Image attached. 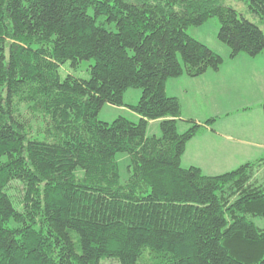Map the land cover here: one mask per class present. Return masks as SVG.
Instances as JSON below:
<instances>
[{
  "label": "trees",
  "instance_id": "trees-1",
  "mask_svg": "<svg viewBox=\"0 0 264 264\" xmlns=\"http://www.w3.org/2000/svg\"><path fill=\"white\" fill-rule=\"evenodd\" d=\"M242 1L264 24V0ZM211 18L230 59L264 53L261 28L223 0H0V264H264L263 162L217 176L183 168L214 119L180 133L165 92L223 64L186 33ZM90 60L89 79H61V66ZM129 89L141 96L126 106ZM105 105L139 118L101 122Z\"/></svg>",
  "mask_w": 264,
  "mask_h": 264
},
{
  "label": "crops",
  "instance_id": "crops-1",
  "mask_svg": "<svg viewBox=\"0 0 264 264\" xmlns=\"http://www.w3.org/2000/svg\"><path fill=\"white\" fill-rule=\"evenodd\" d=\"M259 56L252 58L253 61L223 63L217 72L208 71L198 78L181 76L166 82V95L178 99L181 106L178 131L188 129L186 122L189 120L203 125L214 119L186 145L181 158L183 168L196 167L206 171L207 176H217L247 163L262 161L264 167V57ZM239 80L244 86H240ZM233 90H236V97L243 98V104L231 110L224 98ZM113 108L124 110L125 107ZM131 113L138 120L139 116ZM259 169L255 173L257 183L262 170Z\"/></svg>",
  "mask_w": 264,
  "mask_h": 264
},
{
  "label": "rangeland",
  "instance_id": "rangeland-1",
  "mask_svg": "<svg viewBox=\"0 0 264 264\" xmlns=\"http://www.w3.org/2000/svg\"><path fill=\"white\" fill-rule=\"evenodd\" d=\"M223 4L226 7H229L235 10L239 16L259 26L264 34V24L260 22V20L256 16L252 15L248 11L247 5L244 1L242 0H223ZM219 27H220V24L218 22V19L211 18L206 23H204L203 25L199 27H190L186 31V33L190 37L201 42L202 44L207 46L210 50L218 54L223 59V63H229V61H238L237 63H240L243 61H253L252 58L248 57L245 54H240L239 58L236 57L234 59H230V49L226 45L222 44L217 38ZM259 57H264V53L261 54ZM93 64H94L93 60L83 61L76 68H72L69 63H66L65 65L59 68V75L61 79H64L67 76H72L77 79L87 80L89 79V67ZM241 68L243 67L240 66V69ZM191 79H194V78H191ZM238 82L240 86H244V83L242 80H239ZM235 91L236 90H233L232 94H230L229 96H225L224 98L226 105H228L231 108V110L232 108H235L236 106H240L241 104H243V98L239 96L236 97ZM241 94L242 92L239 93V95ZM140 96H141L140 90L129 89L126 92V96L124 97V102H130L131 104H136ZM123 109L124 110H115L112 106L105 105L99 112L97 119L101 122H105L108 124L112 123L115 119L119 117H124L131 121H137V119L132 116V113L129 110H127V108H123ZM239 115L243 116V112H240ZM216 116H217V112H216ZM239 118H242V117L239 116ZM34 127H35V124L34 126L32 124V128L34 130L33 134L35 136L34 138L42 139L43 138L42 136H36L37 131L34 129ZM179 132L183 133L184 130L179 131ZM146 135L148 137H151V136L159 137L160 136V122L158 121L154 124H149ZM116 161L118 163V168H119L120 184L124 185L127 182L129 175H130L128 172V166L130 164V160L127 154L119 153L116 155ZM222 169L223 170L225 169L224 166H222ZM260 169L262 170L258 175V184L262 185L264 188V167L262 166ZM202 173L204 175H207L206 171ZM11 186H12L11 196L18 203V201L20 200L21 193H22V188L18 183H13ZM255 222L258 224V226L264 227V221L258 219ZM100 264H118V263L115 260H103L101 261Z\"/></svg>",
  "mask_w": 264,
  "mask_h": 264
}]
</instances>
